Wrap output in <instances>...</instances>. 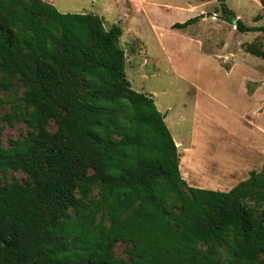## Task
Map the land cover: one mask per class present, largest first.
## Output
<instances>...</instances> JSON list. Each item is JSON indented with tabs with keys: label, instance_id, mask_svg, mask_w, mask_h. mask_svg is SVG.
Here are the masks:
<instances>
[{
	"label": "trees",
	"instance_id": "16d2710c",
	"mask_svg": "<svg viewBox=\"0 0 264 264\" xmlns=\"http://www.w3.org/2000/svg\"><path fill=\"white\" fill-rule=\"evenodd\" d=\"M121 34L96 14L0 0L6 119L33 129L0 141V264H264V163L226 191L189 186L165 115L130 86ZM244 50L264 58L256 42ZM8 170L25 181L5 182Z\"/></svg>",
	"mask_w": 264,
	"mask_h": 264
},
{
	"label": "rangeland",
	"instance_id": "374dc122",
	"mask_svg": "<svg viewBox=\"0 0 264 264\" xmlns=\"http://www.w3.org/2000/svg\"><path fill=\"white\" fill-rule=\"evenodd\" d=\"M45 1L62 13L96 14L106 29L113 23L120 25L126 77L131 88L151 96L165 115L174 141L182 144L177 146L180 167L189 149L193 152L188 158L200 160L201 169L207 170L202 178L211 175L237 182L260 169L264 163V58L247 53L244 46L256 42L264 48V32H240L232 19L264 26V3L224 0L234 15L228 20L222 17L218 0ZM189 17L197 20L183 29L171 28ZM14 82L21 97L23 87ZM9 93L0 90L3 146L33 131L17 117L7 121L13 110L7 102ZM47 129L55 130L51 121ZM200 167H186L191 186L201 187L193 178L201 174ZM25 178L20 170L4 175L5 182ZM95 194L93 188L90 195ZM114 254L125 257L124 245L117 243Z\"/></svg>",
	"mask_w": 264,
	"mask_h": 264
},
{
	"label": "crops",
	"instance_id": "0c3cea01",
	"mask_svg": "<svg viewBox=\"0 0 264 264\" xmlns=\"http://www.w3.org/2000/svg\"><path fill=\"white\" fill-rule=\"evenodd\" d=\"M175 144H176V146H181L182 144L181 143H179L178 142V140L177 141H175ZM177 149H179V148H177ZM183 150H184V148H182ZM186 151H188L187 152V157L185 156L184 157V159L183 160H181L180 161V163H181V165H182V167H180V164H179V170H180V174H181V176H182V174H184V172H185V177H186V179L185 178H183V179H185V181H186V183H187V178L189 179L191 176H190V174L186 171V167L188 166V164H190V165H192V166H195V168L197 167L198 169H199V166L201 165V167H200V169L201 168H204L202 165H204V164H198V162L197 161H200V160H196V159H194V158H188V155L189 154H191L193 151H191V150H186ZM197 163V164H196ZM186 164V165H185ZM199 165V166H198ZM181 168H183V170H181ZM202 170L203 169H201L200 171H201V174L199 173V177L198 176H195V177H193V178H196V180L198 181L197 183L199 184L198 186H201V188H206V189H212V190H223V191H226V190H229L232 186H234L237 182H234L233 180H232V178H227V179H221V180H218V179H214L211 175H209V176H206V177H204V178H202L204 175L203 174H208V173H206L205 171H207V170H203V172H202ZM188 173V174H187ZM198 175V174H197ZM203 175V176H202ZM189 186H191L189 183H187Z\"/></svg>",
	"mask_w": 264,
	"mask_h": 264
},
{
	"label": "water",
	"instance_id": "95a60500",
	"mask_svg": "<svg viewBox=\"0 0 264 264\" xmlns=\"http://www.w3.org/2000/svg\"><path fill=\"white\" fill-rule=\"evenodd\" d=\"M236 21V19L234 18V19H232V22L234 23Z\"/></svg>",
	"mask_w": 264,
	"mask_h": 264
}]
</instances>
